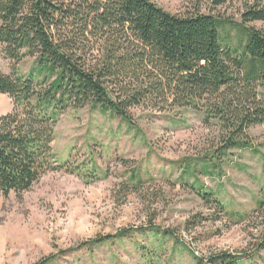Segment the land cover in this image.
<instances>
[{
    "label": "rangeland",
    "instance_id": "rangeland-1",
    "mask_svg": "<svg viewBox=\"0 0 264 264\" xmlns=\"http://www.w3.org/2000/svg\"><path fill=\"white\" fill-rule=\"evenodd\" d=\"M153 1L241 22L243 0ZM36 65L35 56L8 58L0 44L1 72L28 75ZM14 107L0 94V116ZM131 115L132 123L93 105L61 112L52 146L72 171H47L28 191L0 197V264H264V125L249 129L252 147L212 156L219 125L203 111ZM124 228L132 231L122 239L83 245Z\"/></svg>",
    "mask_w": 264,
    "mask_h": 264
},
{
    "label": "trees",
    "instance_id": "trees-1",
    "mask_svg": "<svg viewBox=\"0 0 264 264\" xmlns=\"http://www.w3.org/2000/svg\"><path fill=\"white\" fill-rule=\"evenodd\" d=\"M240 15L233 23L197 7L173 13L153 0H0L5 55L37 59L28 75L0 71V94L15 104L0 116V197L28 191L47 171H72L52 146L69 108L93 105L132 123L135 108L191 107L219 125L212 156L252 147L249 129L264 125V0H243Z\"/></svg>",
    "mask_w": 264,
    "mask_h": 264
}]
</instances>
